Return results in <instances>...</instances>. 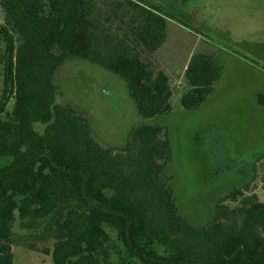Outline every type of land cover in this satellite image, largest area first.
I'll use <instances>...</instances> for the list:
<instances>
[{"label": "trees", "instance_id": "1", "mask_svg": "<svg viewBox=\"0 0 264 264\" xmlns=\"http://www.w3.org/2000/svg\"><path fill=\"white\" fill-rule=\"evenodd\" d=\"M120 4L131 9L130 31L114 39L90 0H0L19 37L0 23V264H14L13 244L37 250L39 242H51L53 264H264V199L256 194L232 190L198 226L179 214L163 120L170 78L128 45L154 52L174 15L146 0ZM69 57L124 79L144 120L123 147L103 146L85 116L57 102L55 74ZM221 72L213 55L192 54L180 105L201 103ZM257 99L264 106V91ZM229 197L238 203L225 204Z\"/></svg>", "mask_w": 264, "mask_h": 264}, {"label": "rangeland", "instance_id": "2", "mask_svg": "<svg viewBox=\"0 0 264 264\" xmlns=\"http://www.w3.org/2000/svg\"><path fill=\"white\" fill-rule=\"evenodd\" d=\"M124 1L90 0L99 28L114 39L130 31L131 9L120 4ZM146 1L176 18H168L166 39L154 52L133 40L128 45L152 73L163 70L170 78L172 108L163 120L171 148V187L179 214L198 226L213 218L218 202L234 189L264 199V106L257 99L264 91V0H187L185 7L178 0ZM0 23L18 43L1 5ZM4 47L0 35V75ZM197 52L213 55L222 72L201 103L184 108L180 96L189 88L184 73ZM55 82L57 102L85 116L103 146L123 147L129 130L144 120L124 79L99 64L69 57L56 71ZM13 104L11 98L8 110ZM36 126L42 130L44 125ZM224 203L234 206L238 199ZM51 248V242H39L37 250L15 243L14 264H53Z\"/></svg>", "mask_w": 264, "mask_h": 264}]
</instances>
